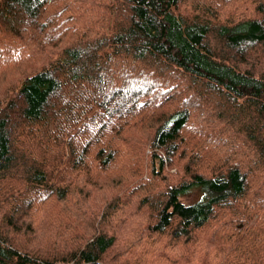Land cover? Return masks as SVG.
<instances>
[{
  "label": "trees",
  "instance_id": "16d2710c",
  "mask_svg": "<svg viewBox=\"0 0 264 264\" xmlns=\"http://www.w3.org/2000/svg\"><path fill=\"white\" fill-rule=\"evenodd\" d=\"M0 264H264V0H0Z\"/></svg>",
  "mask_w": 264,
  "mask_h": 264
}]
</instances>
